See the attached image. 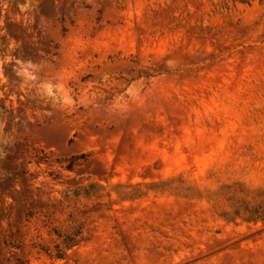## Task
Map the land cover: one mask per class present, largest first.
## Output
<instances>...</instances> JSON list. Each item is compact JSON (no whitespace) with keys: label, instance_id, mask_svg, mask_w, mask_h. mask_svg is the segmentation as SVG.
Here are the masks:
<instances>
[{"label":"rangeland","instance_id":"rangeland-1","mask_svg":"<svg viewBox=\"0 0 264 264\" xmlns=\"http://www.w3.org/2000/svg\"><path fill=\"white\" fill-rule=\"evenodd\" d=\"M0 264H264V0H0Z\"/></svg>","mask_w":264,"mask_h":264},{"label":"trees","instance_id":"trees-1","mask_svg":"<svg viewBox=\"0 0 264 264\" xmlns=\"http://www.w3.org/2000/svg\"><path fill=\"white\" fill-rule=\"evenodd\" d=\"M61 239L62 248H57L56 253L54 255H51L57 259L63 258L65 251L71 249L72 247L78 245L79 242H81L80 232L75 231L69 235H65Z\"/></svg>","mask_w":264,"mask_h":264}]
</instances>
